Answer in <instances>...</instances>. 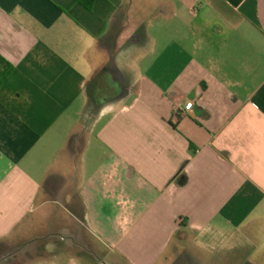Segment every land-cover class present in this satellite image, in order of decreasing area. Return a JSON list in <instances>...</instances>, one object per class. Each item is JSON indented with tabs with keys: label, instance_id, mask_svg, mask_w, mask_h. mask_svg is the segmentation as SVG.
Wrapping results in <instances>:
<instances>
[{
	"label": "crops",
	"instance_id": "1",
	"mask_svg": "<svg viewBox=\"0 0 264 264\" xmlns=\"http://www.w3.org/2000/svg\"><path fill=\"white\" fill-rule=\"evenodd\" d=\"M186 245L264 264V0H0V264Z\"/></svg>",
	"mask_w": 264,
	"mask_h": 264
},
{
	"label": "rangeland",
	"instance_id": "2",
	"mask_svg": "<svg viewBox=\"0 0 264 264\" xmlns=\"http://www.w3.org/2000/svg\"><path fill=\"white\" fill-rule=\"evenodd\" d=\"M186 250H190V252L186 251ZM197 249L193 246H184V250H183V255L181 258L177 259L175 264H197L196 258L192 255L194 251H196ZM197 254V253H196ZM201 253L199 252V255Z\"/></svg>",
	"mask_w": 264,
	"mask_h": 264
},
{
	"label": "trees",
	"instance_id": "3",
	"mask_svg": "<svg viewBox=\"0 0 264 264\" xmlns=\"http://www.w3.org/2000/svg\"><path fill=\"white\" fill-rule=\"evenodd\" d=\"M79 3L84 5L88 10H92L94 0H78Z\"/></svg>",
	"mask_w": 264,
	"mask_h": 264
},
{
	"label": "flooded vegetation",
	"instance_id": "4",
	"mask_svg": "<svg viewBox=\"0 0 264 264\" xmlns=\"http://www.w3.org/2000/svg\"><path fill=\"white\" fill-rule=\"evenodd\" d=\"M116 74V73H115Z\"/></svg>",
	"mask_w": 264,
	"mask_h": 264
}]
</instances>
